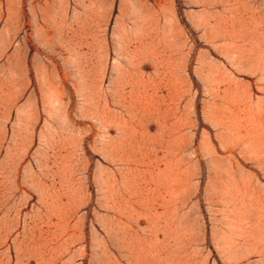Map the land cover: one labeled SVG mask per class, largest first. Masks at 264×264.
I'll list each match as a JSON object with an SVG mask.
<instances>
[{
	"label": "rangeland",
	"instance_id": "374dc122",
	"mask_svg": "<svg viewBox=\"0 0 264 264\" xmlns=\"http://www.w3.org/2000/svg\"><path fill=\"white\" fill-rule=\"evenodd\" d=\"M0 264H264V0H0Z\"/></svg>",
	"mask_w": 264,
	"mask_h": 264
}]
</instances>
